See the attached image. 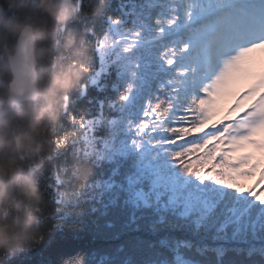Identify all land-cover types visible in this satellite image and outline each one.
I'll return each instance as SVG.
<instances>
[{
  "label": "snow or ice",
  "instance_id": "obj_1",
  "mask_svg": "<svg viewBox=\"0 0 264 264\" xmlns=\"http://www.w3.org/2000/svg\"><path fill=\"white\" fill-rule=\"evenodd\" d=\"M88 43L80 96L113 66L115 95L79 117L66 99L38 264H264V0H109ZM77 145L94 173L64 207Z\"/></svg>",
  "mask_w": 264,
  "mask_h": 264
},
{
  "label": "clouds",
  "instance_id": "obj_2",
  "mask_svg": "<svg viewBox=\"0 0 264 264\" xmlns=\"http://www.w3.org/2000/svg\"><path fill=\"white\" fill-rule=\"evenodd\" d=\"M108 4L109 0H87L84 15L98 19ZM29 9L32 14L25 16ZM77 14L76 0L0 2V30L35 41H51L37 50L42 61L39 80L25 85L22 94L12 88L0 92V264L39 246L45 235L49 201L37 172L54 152V129L64 100L80 87L92 60L90 45L85 43L88 30L84 29L77 39L75 30L67 27ZM62 31L64 51L53 57ZM48 59H52L50 65ZM6 103L13 111L5 109ZM93 173L92 163L85 157L73 166L72 182L82 184ZM60 191L62 206L75 203L78 188Z\"/></svg>",
  "mask_w": 264,
  "mask_h": 264
},
{
  "label": "trees",
  "instance_id": "obj_3",
  "mask_svg": "<svg viewBox=\"0 0 264 264\" xmlns=\"http://www.w3.org/2000/svg\"><path fill=\"white\" fill-rule=\"evenodd\" d=\"M2 2V0H0ZM77 6H78V14L77 16L69 23L67 26L68 28L74 29L77 35V39H79L81 32L84 29L88 30V23H90V19L84 15V8H81L80 6V0H76ZM113 6H115V0H112ZM87 0H84V5L86 6ZM5 10L9 11L10 14L15 15V13L11 12L10 9L5 6ZM32 14V10H27L24 15ZM97 31H101V26L97 25ZM19 34L13 33L6 30H0V92H6L9 89V84L12 80V74L11 69L9 65V56L14 52L17 38ZM63 42H64V33L63 31L60 33V35L57 38V48L53 52V57L59 56L64 50H63ZM51 44V41H37V50L40 47L41 44ZM85 43H88V31L85 35ZM36 50V59H37V72L38 76L40 78L41 72H40V64L41 59L38 57V52ZM67 57H65L66 59ZM47 63L50 65L52 63V59H48ZM94 67H98V64L94 63ZM117 79V69L113 66L108 73H102L100 84H105L108 87L105 88H99L95 85H90L85 95L80 96L78 88L73 90L64 100L63 104V111L60 117L59 122L55 126L54 129V138L55 143L53 144L54 152L52 153V156L50 159H47L44 163V165L38 170L37 176L43 171L48 169L50 166L56 163V153H57V141H56V135L59 128V125L61 121L63 120L64 128L67 130H71L70 125L68 124V121L66 118L63 117L64 107L66 99L72 96L73 101H75L73 107L70 109V111H75L77 116L79 117L82 113L80 110H89L90 115H95L99 104L101 101L105 100L106 97L114 96L115 93L111 88V85L116 81ZM5 109L7 111L11 112L13 109L11 106H9L7 103L5 104ZM106 130L104 128H100L98 131V135H105ZM79 146L77 145L74 148L69 149V157L66 162L61 168V170L57 173V179L60 183L64 185L63 188H73V185H76L79 183V181H76L73 183L72 181L75 180L74 175H72V169L73 166L78 163L79 161L83 160L85 157H83L78 150ZM241 182L245 184L246 187H252L257 177H244L240 178ZM64 181H68L67 184L64 183ZM62 188V189H63ZM69 225L65 226V233L72 237L74 235V230L71 227L72 221H68ZM78 246L77 245H69L67 248L63 250L61 253V256L63 258H67L68 256H72L75 253V250ZM41 259V257L35 253V252H22L16 255L14 258L9 260L7 264H38V261Z\"/></svg>",
  "mask_w": 264,
  "mask_h": 264
},
{
  "label": "water",
  "instance_id": "obj_4",
  "mask_svg": "<svg viewBox=\"0 0 264 264\" xmlns=\"http://www.w3.org/2000/svg\"><path fill=\"white\" fill-rule=\"evenodd\" d=\"M36 50L37 41L19 34L15 51L9 56L12 74L9 89H16L22 94L25 85L39 80Z\"/></svg>",
  "mask_w": 264,
  "mask_h": 264
},
{
  "label": "rangeland",
  "instance_id": "obj_5",
  "mask_svg": "<svg viewBox=\"0 0 264 264\" xmlns=\"http://www.w3.org/2000/svg\"><path fill=\"white\" fill-rule=\"evenodd\" d=\"M18 39V38H17Z\"/></svg>",
  "mask_w": 264,
  "mask_h": 264
}]
</instances>
